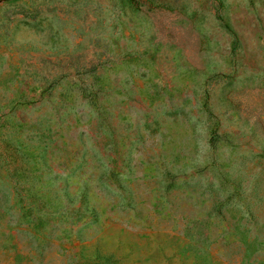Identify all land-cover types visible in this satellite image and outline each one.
Returning a JSON list of instances; mask_svg holds the SVG:
<instances>
[{
    "label": "rangeland",
    "instance_id": "1",
    "mask_svg": "<svg viewBox=\"0 0 264 264\" xmlns=\"http://www.w3.org/2000/svg\"><path fill=\"white\" fill-rule=\"evenodd\" d=\"M0 264H264V0H0Z\"/></svg>",
    "mask_w": 264,
    "mask_h": 264
},
{
    "label": "trees",
    "instance_id": "2",
    "mask_svg": "<svg viewBox=\"0 0 264 264\" xmlns=\"http://www.w3.org/2000/svg\"><path fill=\"white\" fill-rule=\"evenodd\" d=\"M229 34H230L231 37H232V40H231V42H232V46H231V48H232V49H235V47H236V45H237V39H236V37L234 36L233 32L229 31Z\"/></svg>",
    "mask_w": 264,
    "mask_h": 264
}]
</instances>
